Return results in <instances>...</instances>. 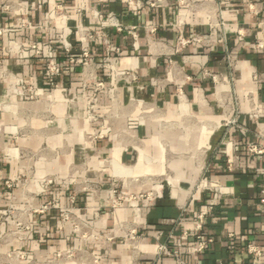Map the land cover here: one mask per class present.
I'll list each match as a JSON object with an SVG mask.
<instances>
[{"label": "crops", "instance_id": "0c3cea01", "mask_svg": "<svg viewBox=\"0 0 264 264\" xmlns=\"http://www.w3.org/2000/svg\"><path fill=\"white\" fill-rule=\"evenodd\" d=\"M135 1L139 8L126 0H0V236L9 237L0 255L25 250L41 259L77 248L101 264H131L125 237L134 231L147 262L157 244L194 245L193 215L211 204L213 215L201 223L213 243L186 253V264H264V254L254 260L246 251L249 244L264 251V0H195L201 6L191 10L177 0ZM61 33L75 56L87 47L98 63L106 46L119 48L117 69L131 74L116 80L108 64L98 70L116 95L113 102L96 96L95 120L82 95V67L66 63ZM32 42L54 49L62 69L56 89L47 84L42 56L28 51ZM251 145L262 153H249ZM113 188L128 198L115 209L106 204ZM148 191L150 200L136 198ZM50 200L101 238L59 229L58 210L27 216L30 230L20 241L10 238L5 209ZM184 204L190 213L182 215ZM158 264L176 263L164 256Z\"/></svg>", "mask_w": 264, "mask_h": 264}, {"label": "built area", "instance_id": "2783aa9c", "mask_svg": "<svg viewBox=\"0 0 264 264\" xmlns=\"http://www.w3.org/2000/svg\"><path fill=\"white\" fill-rule=\"evenodd\" d=\"M43 3L48 2L49 0H41ZM128 7L136 6L139 8V4L135 0H126ZM150 6H153L154 2L153 0H149L147 2ZM177 6L179 7H186L188 9H194L201 6V3L195 0H177ZM5 8H8V6H5ZM56 18L63 15L62 13H59L56 11L55 13ZM218 22L217 26H222V17L218 13ZM262 26H264V22L262 23ZM118 26V30H121ZM3 30H0V34ZM59 40L61 42V46L64 52L65 61L67 64L70 65H80L82 67V76H81V90L83 98L87 104V107L93 112V108L95 106V98L99 93H105L110 101L115 100L116 95V88L115 87H107L102 80L98 78V70L103 68L104 65L108 64L110 68L113 71L114 77L116 80L130 77V73L127 70H118L117 69V63H118V56L120 53L119 48L106 46L105 55L101 62H96L94 60L93 55L89 51L87 47H82L81 52L78 56H75L72 53V47L70 43L67 41L66 36L61 33L59 35ZM195 41H199L194 39ZM188 40L181 39V44L188 43ZM256 49L263 48V42H257L255 44ZM28 51L30 54L34 56H42L43 58V66L44 71L46 75L47 84L53 88H57V79L62 74V69L60 65L57 62L56 55L54 49L47 45L45 49H40L36 43L32 42L29 47ZM114 54V56H112ZM24 94L29 99H34L35 94L34 90L32 88H25ZM91 119L95 120L97 119V116L95 114H91ZM235 120H231L228 122L229 126L235 125ZM247 151L252 154H260L262 153V150L257 148L254 145L248 146ZM229 167L233 166V162H228ZM44 185L46 187H49L52 185V180L50 178L44 180ZM6 186L10 187V183L6 182ZM201 187H204L208 190L213 191L215 194L221 193V187L218 185H212L208 182H203ZM85 190L90 191L94 197L97 196L98 190L97 188H91L87 187ZM262 194V202L264 203V188L261 189ZM154 192L148 191V192H141L136 198L139 199H145L150 200L153 198ZM192 197V194L190 195ZM127 196L123 193H121L119 190L113 188L110 192V197L107 200L106 204L111 208H119L126 200ZM69 201L71 204L75 202V193H72L69 196ZM214 205L208 204L206 205L201 211H199L197 214L193 215V218L196 219L195 225H194V245L188 247L185 245L177 246L176 248L170 249L166 243L163 244H157L156 247V256L154 260L142 262L140 258V245L138 241V236L134 231L128 232V234L125 237L126 242L129 244L131 252H132V261L131 264H158L161 257L168 256L172 257L175 260L176 264H186L184 261V255L188 252H191L192 254H200L202 253L208 245L213 243V240L204 238L202 234V223L201 221L205 219L206 217L213 215L214 212ZM59 213V229H61L64 225H68L70 227V230L73 234L79 236L82 240H98L101 238V236H96L92 234V228L83 220L80 218L74 216L71 213V209H64L59 208L57 206V203L54 200H50L38 205H30L28 208L22 210V212L19 213V215L23 216H30V215H36V216H42L52 211H57ZM182 215L185 213H190L189 206L187 204H184L181 208ZM181 220H183L181 218ZM25 221V220H24ZM23 226L25 230L29 231L31 226L30 224L25 221L19 223V226ZM183 237H187L188 234L184 232L182 234ZM229 237H232L230 234ZM170 238V237H169ZM105 241L107 243L111 242L113 240L112 235L107 234L104 237ZM246 251L249 255L253 257L254 260L259 259L263 254L264 251L261 247H259L256 244H249L246 246ZM13 261L15 262H25L26 264H101L100 260L94 256V254L86 249H77V248H68L64 250H58L51 254L50 256H46L44 258L38 259L35 256L30 255L25 250H19V252L13 253Z\"/></svg>", "mask_w": 264, "mask_h": 264}, {"label": "rangeland", "instance_id": "374dc122", "mask_svg": "<svg viewBox=\"0 0 264 264\" xmlns=\"http://www.w3.org/2000/svg\"><path fill=\"white\" fill-rule=\"evenodd\" d=\"M22 212V210H17V209H13V208H8V209H5L4 210V214L2 215V218H7L9 217L12 221V224H13V233L14 235L10 236V238H13V239H16L18 241L22 240V235L23 233L27 232V230H25V228L23 226H19V223L20 221L21 222H25V218L26 216H23V215H19V213ZM8 234H4L3 236H0V243H5V241L8 239ZM14 252H19V250H15V251H4V252H1V255H0V259L2 261H6L9 259V260H12L14 257H13V253Z\"/></svg>", "mask_w": 264, "mask_h": 264}]
</instances>
